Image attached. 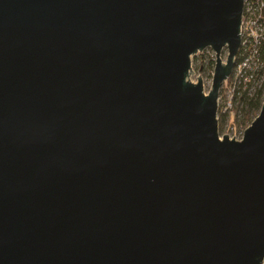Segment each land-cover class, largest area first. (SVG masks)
Instances as JSON below:
<instances>
[{"label":"water","instance_id":"95a60500","mask_svg":"<svg viewBox=\"0 0 264 264\" xmlns=\"http://www.w3.org/2000/svg\"><path fill=\"white\" fill-rule=\"evenodd\" d=\"M242 10L0 0V264H261L264 100L239 139L216 116Z\"/></svg>","mask_w":264,"mask_h":264},{"label":"built area","instance_id":"2783aa9c","mask_svg":"<svg viewBox=\"0 0 264 264\" xmlns=\"http://www.w3.org/2000/svg\"><path fill=\"white\" fill-rule=\"evenodd\" d=\"M222 51L227 54L226 46L222 48ZM209 52L211 54L209 60L212 61L211 68L213 69L215 53L210 47H205L191 55V62L192 57H198L200 54L205 56ZM198 74L200 75L199 72L196 73L197 76ZM191 75L193 72L188 78ZM221 90L224 91V95ZM260 91L264 94V0H243L239 47L231 72L222 82L217 97V114L220 116L228 114L230 117L232 114L234 117L229 126L233 138L239 139L243 133V128L237 129L234 123V121L241 123L239 107L244 104L245 99L255 96ZM236 105L239 106L238 113H233ZM261 264H264V257Z\"/></svg>","mask_w":264,"mask_h":264},{"label":"rangeland","instance_id":"374dc122","mask_svg":"<svg viewBox=\"0 0 264 264\" xmlns=\"http://www.w3.org/2000/svg\"><path fill=\"white\" fill-rule=\"evenodd\" d=\"M221 57L223 60L225 59L226 53L224 51H221ZM209 58H211L210 52L207 53L205 56L203 54H200L198 57L197 56L192 57L191 67L193 69V75H191L189 77V80L196 81V76H197L196 73L199 72L201 75L203 90L205 92H207L211 86L212 75H213V69L211 68V65L210 66L208 65V63L210 62ZM210 70H212V71H210ZM221 92H222V95H224V91L221 90ZM238 107L239 106L236 105L233 108V113L238 111ZM243 107H244L243 105L241 107H239L240 108L239 113H241V116H242ZM258 111H259V109H258ZM216 116H217V121H218V134H219V136H221L223 133H227V135L229 137H232L230 127H229L231 125L233 119H234L232 114H231V117L228 116V114L224 115V116H220L217 114ZM241 116H240V119H241ZM234 123L237 125V129H240V127L244 129L249 124V123L248 124L239 123V121H237V122L234 121Z\"/></svg>","mask_w":264,"mask_h":264},{"label":"trees","instance_id":"16d2710c","mask_svg":"<svg viewBox=\"0 0 264 264\" xmlns=\"http://www.w3.org/2000/svg\"><path fill=\"white\" fill-rule=\"evenodd\" d=\"M210 61L208 65H211ZM264 100V94L263 92H258L255 96L249 97L248 99H245L244 107L242 111V117L240 119L241 123L248 124L252 118L257 114L258 109L260 108V105L262 101Z\"/></svg>","mask_w":264,"mask_h":264}]
</instances>
